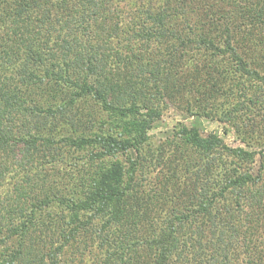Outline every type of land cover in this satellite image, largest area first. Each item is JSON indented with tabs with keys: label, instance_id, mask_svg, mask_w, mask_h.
<instances>
[{
	"label": "trees",
	"instance_id": "obj_1",
	"mask_svg": "<svg viewBox=\"0 0 264 264\" xmlns=\"http://www.w3.org/2000/svg\"><path fill=\"white\" fill-rule=\"evenodd\" d=\"M162 1L166 0H135L137 12L155 25L146 18L141 29L129 30L138 45L128 43L123 52L112 53L113 35L110 31L103 37L95 16L113 5L114 11L117 0H0V27L18 37V52L7 48L0 58V174H38L36 180L18 178L22 197L15 195L19 184L0 191V246L14 256L7 260L1 255L3 264H16L33 250L42 254V264H63L69 245H82L84 252L92 238L103 247V264H235L233 256L240 258L239 264H251L254 255L249 259L245 255L248 246L239 216L243 190L255 186L262 174L215 166L212 155L218 139L200 137L196 127L186 131L182 125L179 137L189 154L199 158L193 162V191L185 196L169 192L165 198L170 197L171 205L147 234L126 217L125 197L134 182L140 144L160 118L162 52L152 42L155 32L164 34L172 25ZM193 1L215 19L214 25L224 24V48L206 35L195 34L182 42L192 49L195 43L221 53L225 60L242 65L244 74H257L245 67L234 46V33L238 28L258 29V22L264 25V0H167L188 29L200 22L189 14ZM146 52L157 58L148 61ZM118 66L122 73L116 75ZM66 147L85 150L88 158L83 163L95 170L80 178L79 188L75 186L69 197L51 189L40 198L30 194L22 183L44 185L47 165L54 160L47 153L59 154ZM249 160L251 155L240 163ZM223 169L230 172L222 173ZM230 190L237 198L234 206L219 212L216 202ZM54 201L65 203L60 212L67 209L63 216L68 219L48 236L42 223L35 228L36 215H49ZM142 249L152 253L147 257L150 262L143 259Z\"/></svg>",
	"mask_w": 264,
	"mask_h": 264
},
{
	"label": "rangeland",
	"instance_id": "obj_2",
	"mask_svg": "<svg viewBox=\"0 0 264 264\" xmlns=\"http://www.w3.org/2000/svg\"><path fill=\"white\" fill-rule=\"evenodd\" d=\"M117 1L114 11L113 5L109 10L101 12L99 9L103 17L95 16L96 25L101 26L103 37H106V33L108 36L110 31L113 35L109 39L112 53L116 49L123 52L128 43L138 45L137 41L132 40L134 32L130 33L129 30L141 29V22L147 18L146 14L137 12L135 0ZM161 3L172 25L168 26L164 34L157 36L154 31L156 42H152L153 48L158 47L162 52L158 66L164 72L158 76L163 87L161 100H157L160 118L140 144L134 182L125 197L126 217L130 216L129 219L137 223L132 225L147 234L151 228L157 227L166 208L171 205L168 202L170 197L165 198L169 192H182V196H185L188 191H193L191 183L196 169L193 162L199 158L196 154H189V147L181 144L179 137L182 125L186 126V131L192 126L196 127L200 137L214 136L218 139L219 147L214 148L212 155L216 161L215 166L230 167L233 173L262 174L255 186L243 190L239 220L244 222L245 228L241 227L240 230L245 232L247 259L252 253L254 257L251 264H264V25L258 22V29L238 28L234 33V46L244 57L245 67L257 71V74H244L241 72L242 65L225 60L221 53H218L219 56L216 51L203 50L202 45L195 43L192 49L191 45L182 42L190 37L194 39L195 34L206 35L204 37H210L219 48H224L222 41L226 28L222 22L214 25L215 19L206 16L202 7H196L193 1V10L189 14L200 19V22L188 29L183 17L177 14L179 10H172L167 0ZM147 20L149 25H155L149 18ZM16 47L18 37L15 38L0 27V58L5 55L7 48L18 52ZM143 56L148 57L150 62L157 58L149 57L153 56L150 52ZM117 73H122L121 69ZM124 77L127 78V74ZM59 150V154L52 151L51 155L49 152L46 155L48 159L54 160H50L47 165L48 177L44 185L22 183L27 191L30 190V194H39L40 198L51 189L60 191L63 197H69L72 191L77 190L75 186L78 187L80 178L84 180L92 172L94 166L88 167L89 163H83L84 158H88L85 150L75 151L71 148L67 151V147ZM245 152L248 155L244 157ZM250 155L249 162L240 163L241 160H248ZM19 157L17 155V159ZM239 165L240 168L236 169ZM226 171L229 170L223 169L222 173ZM23 175L33 176V180H36L38 174L3 172L0 174V191L8 192L14 184H19L18 188H14L15 195L22 197L18 178L21 177L23 181ZM236 199L233 190L227 191L217 200L216 207L219 212H229ZM64 205L54 201L49 215L43 212L37 214L38 223L35 228L42 223L43 231H47L48 236L51 232L56 233L55 226L68 219V216H63L67 209L60 212ZM98 244L99 241L92 238L84 252L82 245V249L79 245H69L64 251L62 263L103 264V247L99 248ZM9 253L8 248L0 246V264H3L1 255L7 260L14 257ZM141 254L146 262L151 261L147 258L151 252L142 249ZM233 258V262L239 264L240 258ZM16 264H42V254L33 250L30 255L21 256Z\"/></svg>",
	"mask_w": 264,
	"mask_h": 264
}]
</instances>
